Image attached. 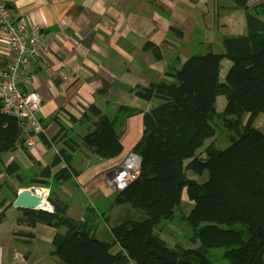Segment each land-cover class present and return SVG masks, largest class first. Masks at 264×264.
Listing matches in <instances>:
<instances>
[{"label": "trees", "instance_id": "1", "mask_svg": "<svg viewBox=\"0 0 264 264\" xmlns=\"http://www.w3.org/2000/svg\"><path fill=\"white\" fill-rule=\"evenodd\" d=\"M237 1L246 9L247 34L226 36L224 53H196L180 68L166 70L160 81L135 90L146 100L157 98L158 103L144 113L143 135L134 148L142 158L141 171L126 188L117 192L114 203L143 209L145 219H124L112 226L110 237L101 238L96 234L99 223L91 222L95 219L92 207L80 221L66 215L67 203L57 195L48 196L53 210L18 208L19 225L34 228L42 223L65 228L53 237L52 254L59 258L60 264H217L209 258V252L219 246L226 247L227 264H242L251 251L254 257L249 264H264V130L252 128L255 119L264 113L263 9L250 10L249 0ZM154 53L160 57L158 47ZM224 57L232 64L222 80ZM220 95L227 98L225 115L234 116L224 117L225 127L232 133L231 143L219 148L212 142L206 147L205 155H197L206 139L216 135L211 117L216 113L215 103ZM135 112L134 108L121 107L110 116L90 105L83 113L82 122L90 114L97 115V120L83 136L67 138V146L58 145L52 163L40 171L43 178L34 176L31 183L49 185L50 178L73 179L78 175L73 153L79 147L105 158L118 156L124 149L118 121L125 114ZM246 113L249 118L242 130ZM57 116L58 113L52 119H58ZM66 132L61 125L50 138L41 133L40 140L51 147L63 141ZM23 134V121L2 112L0 105V172L16 174L19 181H24L18 173L20 164L17 161L5 164L2 154L22 145L32 157ZM61 162L66 166L53 174ZM188 171L198 176L208 171L209 176L201 182L190 177ZM184 187L195 202L186 215L193 230L191 241L200 242L194 248L171 247L156 231L163 220L173 217ZM15 194L17 197L18 192ZM13 202H1L0 221ZM15 234L23 242L27 240L21 236L33 235L25 230ZM115 247L118 249L112 251Z\"/></svg>", "mask_w": 264, "mask_h": 264}, {"label": "crops", "instance_id": "2", "mask_svg": "<svg viewBox=\"0 0 264 264\" xmlns=\"http://www.w3.org/2000/svg\"><path fill=\"white\" fill-rule=\"evenodd\" d=\"M14 14L28 23L37 24L42 40L49 44L35 66L33 88L40 94L42 108L39 116L50 138L61 125L66 137L59 144L46 146L42 141L35 147L22 145L2 154L5 164L17 161L24 177L0 172V205L16 199L15 192L24 186L36 185L73 204V188H84L92 195V204L79 206L84 220L88 208L94 218L105 224L98 228L103 236H111V228L124 219H137L128 203H114L119 190L109 184L107 176L120 166L134 150L144 131V113L158 103L157 98L146 100L136 94L138 86L146 87L164 78L170 68H180L196 53H224L226 36L247 34L246 9L237 0H6ZM264 0H249L252 10L264 8ZM264 19V15H261ZM152 44L154 45L153 47ZM147 45L149 48H147ZM160 50L156 57L154 48ZM188 49L190 51H188ZM8 48L0 46V69L9 59ZM95 105L104 114L115 115L121 107H131L135 113L125 114L118 121V134L123 151L116 157L105 158L86 147L73 154V166L78 175L69 181L50 178L49 185L31 183L40 171L52 163L58 145H66L70 137L86 134L98 116L90 114L82 122L84 111ZM58 113V119H52ZM75 120H74V119ZM25 137V132L23 134ZM61 162L53 174L65 167ZM188 173V172H187ZM191 177V176H190ZM195 178V177H194ZM113 198V199H112ZM19 207L8 205L5 218L0 221V264H9L17 252L26 253L31 264H60L52 254L53 237L58 231L52 225L39 223L30 228L17 224ZM3 207L0 206V211ZM139 220V219H138ZM92 224L99 223L97 220ZM42 226L47 228L51 245V259L36 260L35 239ZM99 226V225H98ZM18 230L31 231L32 236L17 239ZM26 247H24V246ZM33 245V246H32ZM31 247V249L29 248ZM57 258H56V257Z\"/></svg>", "mask_w": 264, "mask_h": 264}, {"label": "built area", "instance_id": "3", "mask_svg": "<svg viewBox=\"0 0 264 264\" xmlns=\"http://www.w3.org/2000/svg\"><path fill=\"white\" fill-rule=\"evenodd\" d=\"M0 46L10 52L6 66L0 69L1 111L23 121L26 145L33 148L45 132L39 116L42 99L33 88L34 71L50 46L42 40L39 26L17 17L6 0H0ZM141 161L137 152L130 151L124 162L109 173L107 181L119 191L126 188L141 171ZM49 210H53L52 205ZM9 264L31 263L25 253L17 252Z\"/></svg>", "mask_w": 264, "mask_h": 264}, {"label": "rangeland", "instance_id": "4", "mask_svg": "<svg viewBox=\"0 0 264 264\" xmlns=\"http://www.w3.org/2000/svg\"><path fill=\"white\" fill-rule=\"evenodd\" d=\"M264 5V4H263ZM263 7V6H262ZM262 15H264V8ZM188 51H190L188 49ZM232 62L230 59L224 57L221 60V72L220 77L222 80H225L227 71L231 66ZM227 104V98L225 95H220L217 97L215 107L216 113L211 117V122L216 128V135L214 137L206 139L204 145L197 150V155H205V149L210 143H214L219 148H225L231 143L230 139V131L225 127L224 117L232 118L234 116L225 115V107ZM249 118V113H246L242 118L241 129L243 130L245 124ZM253 129L264 130V113H260L259 116L255 119L252 124ZM235 137H238L234 132ZM188 175L191 177H195L199 181H205L208 179L209 173L206 171L202 176H198L191 171H188ZM71 195L74 197L73 204L71 203L70 208L67 210L68 215L79 218L81 217L80 207H86L87 205L92 204V195L90 193L85 192L84 188H73ZM48 199V198H47ZM113 199V198H112ZM194 200L190 199L188 196L187 189L184 187L182 191L181 200L175 210V213L172 218L163 220L156 228V231L164 238L167 244L171 247H175L177 245H181L187 248L197 247L200 242L193 243L191 241V234L193 232L192 227L188 223L186 219V215H188L191 209L194 207ZM133 207L132 205H128ZM134 211V217L142 220L146 218V212L141 208L132 209ZM95 220L99 222V228L104 229L105 224L103 223L100 217H95ZM111 224H117V221H112ZM42 229L37 231V238L35 239L37 255L36 260H46L47 258L51 259V253L49 252V246L51 245V240L49 238V233L47 228H51L50 226H42ZM58 231H65L64 227H59ZM99 232L97 235L101 238H108L107 236H103V232ZM24 246V245H22ZM33 246V245H32ZM52 246V245H51ZM26 247V246H24ZM54 247V245H53ZM31 249V247H29ZM118 247L113 248L112 251H116ZM226 250L225 246H219L211 248L209 252V258L217 264H227V260L224 257V252ZM56 257V256H55ZM254 257L253 251H251L247 257L244 259L242 264H249ZM57 258V257H56Z\"/></svg>", "mask_w": 264, "mask_h": 264}, {"label": "water", "instance_id": "5", "mask_svg": "<svg viewBox=\"0 0 264 264\" xmlns=\"http://www.w3.org/2000/svg\"><path fill=\"white\" fill-rule=\"evenodd\" d=\"M47 195L48 192L43 187L36 185L24 186L19 190L13 205L21 208L49 210L48 208L42 206L44 203L49 202Z\"/></svg>", "mask_w": 264, "mask_h": 264}, {"label": "bare ground", "instance_id": "6", "mask_svg": "<svg viewBox=\"0 0 264 264\" xmlns=\"http://www.w3.org/2000/svg\"><path fill=\"white\" fill-rule=\"evenodd\" d=\"M42 206H43V207H45V208H48V209H50V208H51V205H50V203H49V202H48V203H44Z\"/></svg>", "mask_w": 264, "mask_h": 264}]
</instances>
